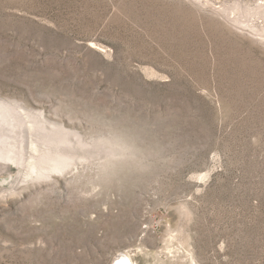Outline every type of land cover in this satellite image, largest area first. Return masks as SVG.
Segmentation results:
<instances>
[{"label":"rangeland","instance_id":"rangeland-1","mask_svg":"<svg viewBox=\"0 0 264 264\" xmlns=\"http://www.w3.org/2000/svg\"><path fill=\"white\" fill-rule=\"evenodd\" d=\"M264 264V0H0V264Z\"/></svg>","mask_w":264,"mask_h":264},{"label":"bare ground","instance_id":"bare-ground-1","mask_svg":"<svg viewBox=\"0 0 264 264\" xmlns=\"http://www.w3.org/2000/svg\"><path fill=\"white\" fill-rule=\"evenodd\" d=\"M113 264H132V262H131L129 257H127L121 253V254L117 255Z\"/></svg>","mask_w":264,"mask_h":264}]
</instances>
